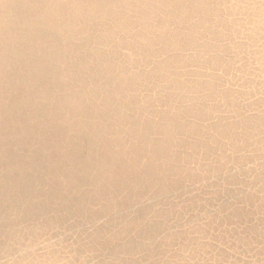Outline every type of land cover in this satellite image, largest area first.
<instances>
[{"label":"bare ground","instance_id":"obj_1","mask_svg":"<svg viewBox=\"0 0 264 264\" xmlns=\"http://www.w3.org/2000/svg\"><path fill=\"white\" fill-rule=\"evenodd\" d=\"M0 264H264V0H0Z\"/></svg>","mask_w":264,"mask_h":264}]
</instances>
